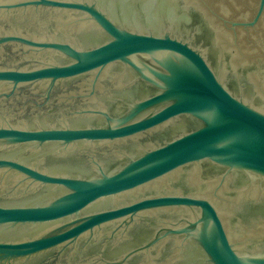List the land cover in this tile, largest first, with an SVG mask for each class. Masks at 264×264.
Returning <instances> with one entry per match:
<instances>
[{"label": "water", "instance_id": "1", "mask_svg": "<svg viewBox=\"0 0 264 264\" xmlns=\"http://www.w3.org/2000/svg\"><path fill=\"white\" fill-rule=\"evenodd\" d=\"M0 264H264V0H0Z\"/></svg>", "mask_w": 264, "mask_h": 264}]
</instances>
